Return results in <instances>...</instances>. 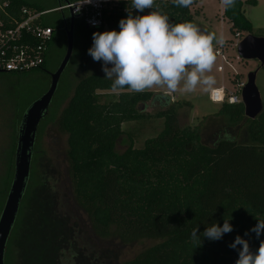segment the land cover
I'll return each instance as SVG.
<instances>
[{
	"label": "trees",
	"instance_id": "1",
	"mask_svg": "<svg viewBox=\"0 0 264 264\" xmlns=\"http://www.w3.org/2000/svg\"><path fill=\"white\" fill-rule=\"evenodd\" d=\"M54 1V6L46 8L28 0H8L7 11L16 17L22 6L43 11L58 7L63 0ZM241 4L235 1L222 16L231 24V31L251 34ZM154 7L166 14L170 23H193L188 7L160 0H154ZM122 8H130V1L122 3ZM125 15L119 10L105 17V26L99 28H87L81 20H74V32H80L83 39L79 51L82 63L93 61L87 53L92 33L103 28L118 30V21ZM1 18L7 19L3 14ZM44 25L53 28V39L64 20L60 16L54 24L44 21ZM50 45L51 41L48 48ZM46 60L45 56L38 70H45ZM111 83L96 74L81 78L57 119L58 129L67 135L73 198L88 215L94 232L121 244L143 238L159 240L122 264H234L239 245L237 249L228 245L237 235L255 251L264 240V230L260 237L249 231L257 219L264 220V104L254 119H248L241 102L222 103L216 115L234 123L244 119L248 141L221 137L207 145L197 130L178 124L177 106L181 103L167 93L132 92L127 86L113 89ZM101 91L117 92L103 100L106 93ZM147 103L159 109L153 114L145 112ZM152 117L163 119L157 134L139 147L129 145L123 152H115L122 123ZM224 219L232 231L222 238L210 241L199 235L207 225H219ZM57 220L53 232L46 231L48 224L43 223L35 237L26 241L30 264H57L61 225ZM194 228L199 239L191 236ZM104 259L107 263L110 258L106 260L104 253Z\"/></svg>",
	"mask_w": 264,
	"mask_h": 264
},
{
	"label": "rangeland",
	"instance_id": "2",
	"mask_svg": "<svg viewBox=\"0 0 264 264\" xmlns=\"http://www.w3.org/2000/svg\"><path fill=\"white\" fill-rule=\"evenodd\" d=\"M28 1L46 8L56 4L54 0ZM202 4L203 6L196 9V13L192 12L193 24L202 31L215 33L217 39L223 37L224 40L223 49L220 52L225 60H222L220 55H216L212 70L207 73L214 76L215 85L207 91H202L198 86L191 93H181L179 90L176 93H169L165 88L156 86L144 91L167 93L171 100L181 103L177 106L178 124L181 127L197 130L204 144L212 145L221 137H235L238 141L245 142L248 141V137L243 125L244 119L234 123L225 116L216 115L221 103L212 102L209 94L212 89L221 86L232 91L237 82H245L247 74L254 71L256 72L255 85L262 104H264V68L259 66L257 60L236 59L238 56L235 46L236 32L230 30L231 24L222 16V5L214 1H203ZM241 9L251 23V34L263 37L264 0H255L254 3L242 2ZM60 16V11H50L44 17V21L54 24ZM105 30L108 29H102V31ZM239 33L241 38L248 34L245 31ZM220 46L214 42L215 49H219ZM65 47V32L59 29L51 39V45L47 50L45 70L35 69L20 74H0V214L13 179L17 139L22 118L31 103L48 89L50 74L56 70L60 63ZM82 47L81 33L74 32L73 52L60 75L47 114L41 118L36 130L29 177L15 222L5 245L4 264H30V246L26 241L35 237V231L38 230L39 225L47 223L49 229L46 231L53 232V227L58 222L57 218L61 224L64 221L63 211H59L60 207H58L57 212L55 206H57V201L67 198V189L70 188L66 158L67 135L58 129L57 119L73 95L76 83L81 78L91 74L104 77L99 61L86 64L80 61L79 51ZM218 66H221L222 69L218 70ZM116 92L101 91L100 93H106L102 96V99L106 100L109 93ZM158 109V106L147 103L145 112L153 114ZM162 126L163 119L153 117L145 121L122 123L123 133L116 141L115 152L121 153L129 145L141 146L146 138L157 134ZM42 213L48 216L44 217ZM27 230H29L28 234L25 233ZM85 232V242L82 246L94 244L92 239L89 240V233ZM111 240L112 242H105L103 245L106 260L112 258L110 264H122L141 250L159 242L157 239L150 238H143L127 244H121L116 238L111 237ZM55 258L58 262L59 255L57 254Z\"/></svg>",
	"mask_w": 264,
	"mask_h": 264
},
{
	"label": "clouds",
	"instance_id": "3",
	"mask_svg": "<svg viewBox=\"0 0 264 264\" xmlns=\"http://www.w3.org/2000/svg\"><path fill=\"white\" fill-rule=\"evenodd\" d=\"M91 2L79 0L76 10L79 11L80 4ZM172 3L187 8L193 0H172ZM221 3L227 10L235 0ZM125 12L118 21V30L94 31L87 49L93 61L101 63L104 78L111 80L113 89L127 86L132 92H143L156 86L169 93L178 90L191 93L198 86L207 91L215 85L214 76L207 73L216 60L214 42L223 45V37L217 39L215 33L202 31L191 22L170 23L169 17L154 7V0H130V8ZM262 230L261 219L249 229L256 237L261 236ZM230 231L232 225L224 219L219 225L215 222L207 225L199 235L214 241ZM199 235L194 228L191 236L199 239ZM228 246L237 249L234 264H264V240L255 251L249 249L248 241L240 235Z\"/></svg>",
	"mask_w": 264,
	"mask_h": 264
},
{
	"label": "built area",
	"instance_id": "4",
	"mask_svg": "<svg viewBox=\"0 0 264 264\" xmlns=\"http://www.w3.org/2000/svg\"><path fill=\"white\" fill-rule=\"evenodd\" d=\"M128 1L130 0H92L89 4H80L79 11H77L79 0H63L53 10L38 11L30 6H22L15 17L7 11L9 9L8 0H0V74L25 73L38 69L43 64L48 44L53 35V28L44 25V17L48 12L70 11L74 20H81L87 28H99L105 26V17L115 14L119 10L125 11V8L121 9V4H126ZM203 1H214L222 5L221 0H193V3L188 7L189 12H196L199 6H203ZM235 1L242 3L254 0ZM224 10L222 5V14ZM2 14L6 15V20L1 18ZM235 36L237 37L235 46H237L242 38L239 32H236ZM223 45L216 50L217 55L225 60L220 52ZM236 59L239 57L236 56ZM217 69L221 70L222 67L218 66ZM244 84L245 82H237L232 91L223 86L214 88L210 91L209 98L212 102L221 104L241 102V90Z\"/></svg>",
	"mask_w": 264,
	"mask_h": 264
},
{
	"label": "water",
	"instance_id": "5",
	"mask_svg": "<svg viewBox=\"0 0 264 264\" xmlns=\"http://www.w3.org/2000/svg\"><path fill=\"white\" fill-rule=\"evenodd\" d=\"M60 2V0H58ZM49 9V10H53ZM64 20L63 31L66 36L64 55L56 70L50 74L48 89L27 108L21 122L18 133L17 147L14 160L13 179L7 193L6 200L0 214V264L3 262V254L11 228L15 222L19 204L22 199L26 183L29 177L31 153L35 142V134L38 124L47 110L56 90L59 78L66 67L74 46V16L68 11H61ZM239 58L243 60H257L259 66L264 65V37L247 34L236 46ZM256 72H249L245 84L241 90V103L245 118L254 119L263 108L257 87L255 85Z\"/></svg>",
	"mask_w": 264,
	"mask_h": 264
},
{
	"label": "flooded vegetation",
	"instance_id": "6",
	"mask_svg": "<svg viewBox=\"0 0 264 264\" xmlns=\"http://www.w3.org/2000/svg\"><path fill=\"white\" fill-rule=\"evenodd\" d=\"M60 30L63 31V26ZM57 31H55V34ZM66 196L67 198L57 201V206H55L57 212L58 207H60L59 211H63V213H60L64 216V221L59 226V232L57 233V254L59 255L57 264H110L112 258L110 257L106 263L103 245L105 242H112L111 238L105 239L94 232L88 215L73 198L71 186L67 189ZM85 231L89 233V240L92 239L95 242L94 244L91 245L90 243L89 246H82L83 242H85ZM78 256L79 258L77 259Z\"/></svg>",
	"mask_w": 264,
	"mask_h": 264
},
{
	"label": "crops",
	"instance_id": "7",
	"mask_svg": "<svg viewBox=\"0 0 264 264\" xmlns=\"http://www.w3.org/2000/svg\"><path fill=\"white\" fill-rule=\"evenodd\" d=\"M255 1V0H254Z\"/></svg>",
	"mask_w": 264,
	"mask_h": 264
}]
</instances>
